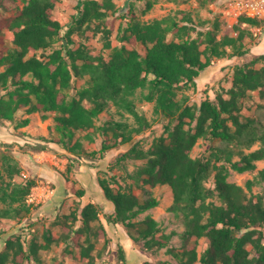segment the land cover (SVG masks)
<instances>
[{
  "label": "trees",
  "instance_id": "16d2710c",
  "mask_svg": "<svg viewBox=\"0 0 264 264\" xmlns=\"http://www.w3.org/2000/svg\"><path fill=\"white\" fill-rule=\"evenodd\" d=\"M57 2L26 0L10 18L13 45L5 52L0 49V83L6 91L5 95L0 94V122L13 120L26 106L30 112L54 113L59 136L53 141L67 145L77 129L95 128L99 114L112 103L133 113L139 126L112 120L98 128H103L104 134L115 144L129 143L136 134L152 125L146 115L138 112L134 99L137 89L149 87L146 99L154 102L155 112L168 119L173 128L167 137L157 138L148 149L134 144L118 161L145 160L139 170L130 174L133 181L143 187L168 185L172 189L174 199L169 210L183 215L185 224L183 249L178 252L171 249L178 263L264 264L261 230L264 196L249 193L254 180H248L247 189L228 180L229 168L244 172L255 169L257 161L264 159V121L242 115L244 101L252 92L257 91L264 98V65L259 68L253 65L264 60V53L256 56L251 64L235 67L227 97L217 94L215 98L207 96L200 105L189 104L179 98L177 89L182 82L195 81L212 64L213 58L250 52L245 42L248 35L245 26H260L264 19L241 15L237 23L226 26L225 30L216 19L212 27L202 33L203 40L189 36L188 29V36L171 38L176 29L178 33L185 29L176 21L168 24L165 19L131 20L121 37L122 44L111 46L106 57L93 54L84 44L74 48L71 37L74 27H82L106 15L103 4L98 0H79L78 13L73 16L75 26L66 27L53 17ZM152 6L153 2H148L146 11ZM233 31H237V35L232 34ZM140 42L146 47L144 55L135 47ZM75 78L84 79V83L71 94ZM29 121L26 118L24 123ZM200 138L218 140L219 144H210L208 155L193 156ZM256 142L261 144L257 149L248 153L242 151L243 146L250 147ZM112 147L105 139L99 151L105 153ZM70 149L76 153L82 151L81 143H73ZM236 154L240 158L235 159ZM12 165H7L11 179L20 171ZM212 177L214 188L208 186ZM257 177L264 181V168ZM0 178H3L1 170ZM100 184L107 199L114 204V211L105 215L109 223L124 224L132 231L133 238L143 241L148 249L169 244L173 232L165 233L156 218L148 214L142 220H135L158 206L159 198L148 190L141 198L133 189H116L107 178H102ZM35 185L34 180L4 181L0 186V200L7 207L0 209V215L19 216L30 212L27 198ZM79 194L83 195L84 190ZM100 213L97 204L87 203L82 209L83 225L78 231L91 230L92 223L100 219ZM204 236L209 245L199 256L198 240ZM51 239L47 237L45 247ZM5 243L6 248L0 251V264L25 261L32 264V260H39L38 247L33 242L26 248L19 236L8 238ZM81 247L86 264H94V244L90 241L89 245ZM252 250L257 255H253Z\"/></svg>",
  "mask_w": 264,
  "mask_h": 264
},
{
  "label": "rangeland",
  "instance_id": "374dc122",
  "mask_svg": "<svg viewBox=\"0 0 264 264\" xmlns=\"http://www.w3.org/2000/svg\"><path fill=\"white\" fill-rule=\"evenodd\" d=\"M103 4L102 10L106 15L82 27H74L73 16L78 13L79 0H58L53 17L64 26L74 27L71 37L73 47L86 45L95 54L109 56L111 46L121 45V37L129 21L140 20L151 22L154 19H165L168 24L175 21L185 26L182 33L176 29L171 38L191 36L203 40L202 33L206 32L217 19L223 30L239 21L232 15L234 0H98ZM26 0H0V49L4 52L13 45V33L10 30V18L22 8ZM148 2H153L147 10ZM263 18L264 17H258ZM187 27V28H186ZM248 35L245 38L250 52L243 55H228L213 58L209 65L193 82H182L177 87L179 98L187 100L189 104L200 105L207 96L215 98L217 94L227 93L233 84L235 67L251 64L258 55L264 53V21L260 26L246 25ZM189 34L186 35V31ZM232 34L237 35V31ZM60 41L57 46H60ZM135 47L144 55V44L136 43ZM205 44H202V48ZM259 68L264 60L253 64ZM84 83V79L75 78L71 94H75V87ZM0 83V94H6ZM150 88H139L134 99L137 110L147 116L152 125L141 134H136L129 143L115 144L114 140L104 134V126L112 120L124 121L130 126H139V121L133 113L120 109L111 103L103 110L95 121V128L89 130L77 129L72 140L67 145L54 142L59 136L55 128L54 113L28 110L22 107L13 120L0 122V186L4 181L27 182L34 180L35 186L27 198L30 212L19 216L0 215V251L6 248L5 240L21 237L25 247L29 248L33 242L38 247L39 260H32V264H86L82 257V245L94 244L92 255L94 264H179L173 254L183 249L185 242L184 216L169 210L173 203V191L168 185L139 186L130 177L144 164L145 160L127 159L118 161V157L128 151L134 144L148 149L154 141L167 137L173 124L163 115L154 110V102L146 99ZM88 104L87 101H85ZM243 118L252 117L264 121V98L257 91L244 101ZM29 118V123H24ZM107 139L113 145L107 152L101 153L103 141ZM75 142H80L82 151L74 152L70 149ZM210 144H219L218 140L200 138L193 149V156H205ZM260 142L241 149L245 153L260 147ZM94 154V155H91ZM240 158L239 154L235 159ZM13 164L20 171L13 179L9 176L7 165ZM264 168V159L257 161L255 169L239 172L229 168L228 180L243 185L247 189L248 180H254L250 194L261 193L264 196V181L258 180V172ZM115 176V177H113ZM107 178L116 189H133L141 198L145 190L159 198L158 206L144 212L135 220H142L146 215L156 218L165 233H172L169 244L165 247L148 249L143 241H136L132 231L122 223H109L106 214L114 211V204L107 199L101 187L100 180ZM208 186L214 188L212 177ZM84 190L80 195L79 191ZM218 202V198L215 199ZM94 202L101 213L100 219L92 223V229L79 232L82 227L81 213L84 206ZM7 204L0 200V209ZM76 216H78L76 218ZM7 228V231L4 230ZM106 231H102V229ZM264 233V226L261 228ZM98 235H95V233ZM135 233V231H133ZM52 239L47 244V237ZM207 237L198 240L199 256L208 247ZM251 248V246H249ZM253 255H257L252 250ZM125 256V260L123 259ZM23 264H29L25 261ZM198 264H201L198 262Z\"/></svg>",
  "mask_w": 264,
  "mask_h": 264
},
{
  "label": "built area",
  "instance_id": "2783aa9c",
  "mask_svg": "<svg viewBox=\"0 0 264 264\" xmlns=\"http://www.w3.org/2000/svg\"><path fill=\"white\" fill-rule=\"evenodd\" d=\"M233 2V17H238L239 15L264 17V0H234Z\"/></svg>",
  "mask_w": 264,
  "mask_h": 264
}]
</instances>
